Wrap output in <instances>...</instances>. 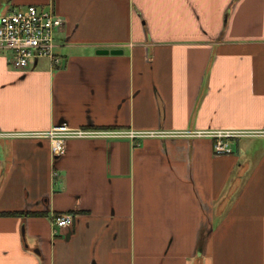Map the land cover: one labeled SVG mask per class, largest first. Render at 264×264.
I'll return each mask as SVG.
<instances>
[{
	"label": "crops",
	"instance_id": "crops-1",
	"mask_svg": "<svg viewBox=\"0 0 264 264\" xmlns=\"http://www.w3.org/2000/svg\"><path fill=\"white\" fill-rule=\"evenodd\" d=\"M65 19L24 69L0 46V130L161 131L0 138V264H264V0H0ZM108 49V53H99ZM11 213V214H3ZM74 218L56 227L53 216Z\"/></svg>",
	"mask_w": 264,
	"mask_h": 264
},
{
	"label": "built area",
	"instance_id": "built-area-1",
	"mask_svg": "<svg viewBox=\"0 0 264 264\" xmlns=\"http://www.w3.org/2000/svg\"><path fill=\"white\" fill-rule=\"evenodd\" d=\"M65 19L51 8H42L29 4L19 6L13 10L0 14V46L13 53L12 64L16 68L24 69L41 58H49L53 64L61 62L56 54V36L63 29ZM264 131H243L227 129L189 130L172 132L169 135H184L214 138V149L217 154L233 151L229 138L239 135H259ZM167 135L161 131H137L133 129H87L71 128L66 124H59L48 131L36 132H5L0 130V138L31 136L48 138L51 141L52 152L61 156L66 152V143L76 137H106V138H136ZM74 216L71 213L54 215L56 227H67Z\"/></svg>",
	"mask_w": 264,
	"mask_h": 264
},
{
	"label": "water",
	"instance_id": "water-1",
	"mask_svg": "<svg viewBox=\"0 0 264 264\" xmlns=\"http://www.w3.org/2000/svg\"><path fill=\"white\" fill-rule=\"evenodd\" d=\"M99 53H108L109 50L108 49H100L98 50Z\"/></svg>",
	"mask_w": 264,
	"mask_h": 264
},
{
	"label": "trees",
	"instance_id": "trees-1",
	"mask_svg": "<svg viewBox=\"0 0 264 264\" xmlns=\"http://www.w3.org/2000/svg\"><path fill=\"white\" fill-rule=\"evenodd\" d=\"M97 129H99V128H97ZM3 214H11V213H3Z\"/></svg>",
	"mask_w": 264,
	"mask_h": 264
},
{
	"label": "rangeland",
	"instance_id": "rangeland-1",
	"mask_svg": "<svg viewBox=\"0 0 264 264\" xmlns=\"http://www.w3.org/2000/svg\"><path fill=\"white\" fill-rule=\"evenodd\" d=\"M57 38V37H56Z\"/></svg>",
	"mask_w": 264,
	"mask_h": 264
}]
</instances>
